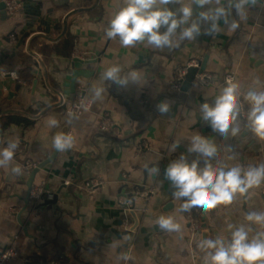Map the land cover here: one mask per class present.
Here are the masks:
<instances>
[{"label": "crops", "instance_id": "0c3cea01", "mask_svg": "<svg viewBox=\"0 0 264 264\" xmlns=\"http://www.w3.org/2000/svg\"><path fill=\"white\" fill-rule=\"evenodd\" d=\"M12 1L18 4L14 14L0 8V106L38 115L61 102V96L63 103L24 130L10 126L0 148L9 139L17 141L22 152L14 157L13 164L29 171L27 162L37 166L55 152L52 138L57 132H72L75 143L59 152L35 178L34 189L52 192V199L31 197L27 205V179L13 175L11 166L1 169L0 249L12 247L16 251L8 264H202L195 257V252L201 253L197 247L200 240L230 237L229 224L247 225L244 217L248 211H264L261 184L237 195L230 205H219L208 212H181L183 201L173 197L175 189L165 176L169 163L182 154L189 163L197 159L196 154L187 152L196 134L208 137L217 146V161L226 167L264 163V141L243 125L241 117V133L224 138L212 132L199 112L201 104H212L226 86L227 74L235 75L241 96L251 89L264 90V0L250 5L245 17L240 18L233 10L229 19L239 23L235 32L225 29L221 20L222 30L207 35L204 30L208 25L202 23L199 37L171 49H156L146 42L123 47L119 40L107 38L108 22L122 0H99L98 4V0ZM169 7L176 10L180 5ZM79 8L86 10L68 19L67 35L74 44L69 53L56 49L66 35L57 42L36 37L31 43L32 51L47 69L48 86L44 68L27 50L28 42L38 33L58 37L66 16ZM77 53L99 61L75 63L76 69L90 70L93 75L79 77L72 93ZM205 58L207 83L196 80L188 93H175L171 85L176 69ZM113 64L121 67V76L135 70L140 82L120 85L102 80L105 68ZM7 72H16L22 82L5 75ZM257 78L259 85L254 84ZM93 85L104 88L96 100ZM79 89H85L92 106L81 117L70 120L66 110ZM164 101L169 102L170 111L161 114L157 106ZM52 117L58 127H49ZM105 118L112 121L110 130L103 129ZM153 166H159V174H150L148 169ZM95 179L103 184L90 190L87 184ZM136 185L144 188L137 195ZM132 193L134 196L129 197ZM47 200L54 202L45 203ZM129 209L138 219L134 230L123 222ZM161 215L171 216L181 225V231L160 229L156 219ZM130 221L134 227L133 216ZM257 230L253 225L250 236Z\"/></svg>", "mask_w": 264, "mask_h": 264}, {"label": "clouds", "instance_id": "9594fccd", "mask_svg": "<svg viewBox=\"0 0 264 264\" xmlns=\"http://www.w3.org/2000/svg\"><path fill=\"white\" fill-rule=\"evenodd\" d=\"M256 2L257 0H122V4L111 15L106 37L112 40L119 38L123 47H135L137 43L146 42L156 49H171L179 47L185 40L191 41L199 37L202 34V23L208 25L204 30L207 35H215L222 30L219 23L221 20L226 25L225 29L235 32L239 23L229 19L233 10L240 18L245 17L248 7ZM172 4L180 7L173 10L169 7ZM101 79L120 85H127L129 81L140 82V76L135 70L121 76V67L117 64L105 68ZM254 84H260L258 78ZM91 91L93 100H96L102 96L104 88L93 85ZM240 97L239 83L229 78L212 104L206 102L200 105V117L212 132L227 138L241 133L239 120L243 114L251 133L259 141H264V90L251 89L244 94L243 100L248 105L246 112H243ZM157 107L161 114L170 111L167 101L161 102ZM48 125L58 127V121L54 117L49 118ZM74 143L71 133L57 132L52 138V145L59 152L71 149ZM17 148L18 142L13 139H9L7 145L0 148V169L11 166V173L18 176L23 169L13 164ZM187 152L196 154L197 159L189 163L187 156L182 154L170 162L165 171L166 178L175 189L173 197L183 201L181 212H191L193 209L208 212L219 205H230L237 195L247 194L251 189L264 184V163L247 168L240 165L226 167L217 161V146L201 134L191 137ZM148 171L150 174L160 173L159 166H153ZM244 219L248 222L247 225H228L230 237L217 236L199 241L197 247L203 254L202 264H264V211L250 210ZM156 224L169 233L181 231V225L171 216H159ZM253 225L258 230L250 236ZM123 259L127 260L128 257L124 255Z\"/></svg>", "mask_w": 264, "mask_h": 264}, {"label": "built area", "instance_id": "2783aa9c", "mask_svg": "<svg viewBox=\"0 0 264 264\" xmlns=\"http://www.w3.org/2000/svg\"><path fill=\"white\" fill-rule=\"evenodd\" d=\"M7 4V11L9 14H14L15 12H17V8H18V4L14 3L12 0H4ZM117 40H119V38H117ZM76 58H81V59H85L86 56L84 54H75ZM191 66H199V62H192L191 64L187 65V66H181L178 67L176 69V73H175V78L172 82L171 88L175 93H181V88L183 85V81L185 79V76L187 74L188 68ZM5 75H8L10 77H12L13 79L18 80L19 82H22L21 78L19 77V75L16 72H7L5 73ZM231 78L233 81H235V75L233 73L231 74H227L225 77V83L228 81V79ZM198 81H200V83H202L203 85L207 83V79L205 78V74H201L197 76ZM243 96L242 95L240 97L241 99V103L243 105V112L247 111V103L246 101L243 100ZM92 106V102L87 98L86 96V92L85 89H79L77 92V97L76 100L73 102V104L66 110V116L67 118H69L70 120H74L78 117H81L83 115V113L85 111H88L91 109ZM71 114V115H70ZM241 121L243 123V125L248 129L247 127V121L244 118L243 114L241 115ZM112 128V121L109 118H105L104 120V124H103V129L104 130H110ZM249 130V129H248ZM72 134V132H69ZM22 152V147L18 144V148L15 152V156L18 155V153ZM36 164L32 163V162H27L26 164V169L31 171L33 168H35ZM103 181L101 179H95L92 180L91 182H89L87 184V187L90 190H94L95 188H97L98 186L102 185ZM137 191V192H136ZM135 194H139L141 193L140 190H135ZM132 195L134 196V194L132 193ZM32 198H40V199H52L53 198V194L52 192H47L44 191L43 189H34L32 191ZM121 203H124V200L121 199ZM131 209L128 210V212L126 213L127 215L125 216L124 219V225L128 228L131 229ZM16 255V251L12 248V247H5V248H1L0 249V264H8L10 262V260ZM202 253L199 252H195V257L200 260L202 262Z\"/></svg>", "mask_w": 264, "mask_h": 264}, {"label": "water", "instance_id": "95a60500", "mask_svg": "<svg viewBox=\"0 0 264 264\" xmlns=\"http://www.w3.org/2000/svg\"><path fill=\"white\" fill-rule=\"evenodd\" d=\"M98 2H99V0L97 1V4H98ZM0 8L3 10L4 13L6 12L5 10H7V4H6L5 1L0 2ZM89 9H91V8H89ZM89 9H87V10H89ZM84 10H86V9H84V8L75 9V10L71 11L66 16V18L64 19V30L58 37L52 38V37H50V36H48V35H46L44 33H38V34L33 35L32 38L28 42L27 50H28V52L31 55H33L34 57H36L38 59V61L40 62V64L44 68L45 77H46V81H47L48 86H49V83H48L47 69L45 67V64H44L43 60L40 58V56L37 53L32 51L31 43L36 37H45L48 40L53 41V42H57V41L61 40L67 34L69 17L74 15V14H77L79 12H82ZM98 61L99 60L95 59V58H86V59L74 58L73 76H72V82H71L72 93L76 92V84H77V79L79 77H81V76L89 77V76L93 75V72H91L90 70H87V69H76L75 68V63L76 62H80L82 64L87 65V64L96 63ZM206 65H207V58H205V60L200 62L199 66H191V67L188 68L187 74L185 76V79L183 81V85H182V88H181V91L183 93H188L193 88L194 83H195L198 75L205 74ZM62 100H63V96H61V102H59V103H57L55 105L48 106L47 108H45L38 115H32V114L28 113L27 111H21V110H7V111H4L3 113L4 114H21V115H26V116H28V117H30L32 119H39L40 117H42L46 112H48L53 107L61 106L62 103H63ZM21 141L27 145L26 141H24V140H21ZM58 154H59V151L55 150V152L51 156H49L43 162L37 164V166L35 168H33L31 171H26L25 170V171L22 172L21 175H19V176L25 177L27 179L25 181V185L28 188L27 196L25 198V203L27 205L29 204L31 196H32V191H33V188H34V182H35V178H36L37 174L46 165L52 163L57 158ZM0 176H1V181H0V188H1V186H2V184L4 182V174H3L1 169H0ZM133 188H134V190L144 191V188L141 185H136ZM132 196H133L132 194L129 195V197H132ZM50 202L53 203L54 200H47L45 203H50ZM131 216H133L134 219H135V226L132 227L130 230H134L138 226V219H137V216H136L135 212H131ZM19 219H20V216H19Z\"/></svg>", "mask_w": 264, "mask_h": 264}, {"label": "trees", "instance_id": "16d2710c", "mask_svg": "<svg viewBox=\"0 0 264 264\" xmlns=\"http://www.w3.org/2000/svg\"><path fill=\"white\" fill-rule=\"evenodd\" d=\"M73 40L72 38L66 34V36L57 43L56 45V49L59 53H69L72 48H73ZM27 82H31L32 78H26ZM42 108H39V111ZM7 111L4 110V108H2L0 106V142L2 140V136L4 134V132H6L10 126H19L21 129H26L30 126H32L35 123V119H32L26 115H21V114H4L3 112ZM38 111V110H37ZM35 111V113L37 112Z\"/></svg>", "mask_w": 264, "mask_h": 264}]
</instances>
